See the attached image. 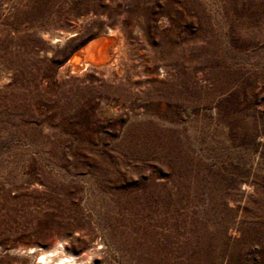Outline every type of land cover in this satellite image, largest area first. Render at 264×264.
Returning a JSON list of instances; mask_svg holds the SVG:
<instances>
[{"label":"rangeland","instance_id":"374dc122","mask_svg":"<svg viewBox=\"0 0 264 264\" xmlns=\"http://www.w3.org/2000/svg\"><path fill=\"white\" fill-rule=\"evenodd\" d=\"M54 247L264 264V0H0V264Z\"/></svg>","mask_w":264,"mask_h":264},{"label":"bare ground","instance_id":"6f19581e","mask_svg":"<svg viewBox=\"0 0 264 264\" xmlns=\"http://www.w3.org/2000/svg\"><path fill=\"white\" fill-rule=\"evenodd\" d=\"M77 65L78 64L75 62L74 69L80 68ZM29 252H35V264H95L86 261L88 253H79V255H77L66 251L64 247H54L52 249H42L40 251L33 250L32 248Z\"/></svg>","mask_w":264,"mask_h":264}]
</instances>
